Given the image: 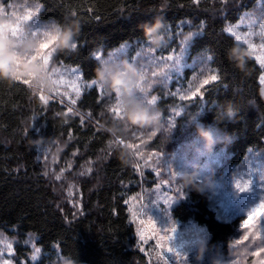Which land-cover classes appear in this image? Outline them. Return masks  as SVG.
<instances>
[{"label": "trees", "instance_id": "16d2710c", "mask_svg": "<svg viewBox=\"0 0 264 264\" xmlns=\"http://www.w3.org/2000/svg\"><path fill=\"white\" fill-rule=\"evenodd\" d=\"M29 1L40 5V21L61 25L78 21L77 47L70 53L56 51L55 59L77 68L85 82L95 81L98 51L107 54L121 45L145 41L142 25L159 18L164 21L163 32L190 21V31L197 34L189 44V58L208 55L218 79L203 88L201 98L186 104L183 119L213 125L230 137L225 144L229 166L240 164L250 150L264 153L262 70L247 47L225 32L227 24H235L258 0ZM237 46L245 52L243 70L227 55ZM16 79L0 82V233L16 240L17 263L28 261L32 250L25 242L31 236L41 251L38 264L57 257L69 264H145L135 248L126 203L128 196L138 193L140 176L127 148L117 141V137L128 141L132 129L112 134L110 129L118 121L108 114L94 87L83 92L76 104L80 116L66 113L57 102L43 104L36 91ZM157 96L156 107L167 117L177 99L166 97L162 90ZM228 101L238 110L236 119L216 121ZM39 141L57 144L59 161L51 174L61 176L59 181L37 161ZM143 175L145 187H152L153 175ZM172 215L203 226L209 234V250L218 248L225 254L238 236V223L217 220L206 194L188 189Z\"/></svg>", "mask_w": 264, "mask_h": 264}, {"label": "rangeland", "instance_id": "374dc122", "mask_svg": "<svg viewBox=\"0 0 264 264\" xmlns=\"http://www.w3.org/2000/svg\"><path fill=\"white\" fill-rule=\"evenodd\" d=\"M39 11L40 5L29 0H0V48L3 46L5 33L19 39L30 33V29L52 23L40 21ZM192 27L190 21H183L175 28H166L162 32L164 45L160 48L142 41L121 45L107 54L101 51L95 54L99 62L126 60L137 65L145 77V95L148 99L155 97V104L159 100V90L166 97L177 99L167 117L160 113L159 131L132 129L128 141L117 137L121 146L127 148L140 176L138 193L128 196L126 200L129 218L135 229V248L145 257V264H198L197 248L201 244L204 246V255L199 264H264V215H257L251 225L244 224L248 213L264 204V153L250 150L242 162L235 166L227 163L229 156L224 143L217 144L210 154H198L200 146L193 145L194 126L198 122L195 119L187 122L183 119L186 104L202 97L203 88L211 82L204 84V80L214 74L208 55L189 58V44L197 34L190 31ZM14 28L17 29L15 37L11 35ZM230 28L235 29V32L226 31ZM225 32L236 42L244 44L249 55L260 66L262 72L259 83L264 99V64L261 62L264 61V0H258L251 10L243 12L235 24H227ZM237 36L240 40L236 39ZM36 38L40 41L39 46L26 59L28 63L39 62L42 65L47 59L48 63L44 66L47 83L37 88L31 77L17 78L36 91L43 104L57 102L65 107L66 113L81 116L83 114L79 113L76 104L83 92L94 87L107 107L108 114L113 120L120 121L121 113L117 115L114 111L118 107L114 97L107 95L93 81L85 82L77 68L58 63L54 44L49 43L51 39H45L40 33ZM17 42L23 43L21 40ZM41 43H49V48L40 49ZM181 52V69L177 73L171 69V65L175 62V56ZM168 56H173V60L168 61ZM32 57L36 59L33 60ZM185 64L187 67H183ZM193 93L196 95H192ZM181 96L188 98L182 100ZM55 144L39 141L36 158L45 166L46 173L51 178L54 175L53 180L59 181L61 176L51 174L59 161L58 147ZM145 172L151 173L155 181L150 188H146L144 184ZM177 172L195 173L202 179L208 178L215 182L212 194H206L209 208L220 222L236 221L239 226L238 236L228 244L225 254L218 248H206L209 234L203 226L192 221L174 219L173 208L185 198L188 191L178 184ZM237 183L240 187L248 185L249 190L239 192ZM69 197H72L71 193ZM71 204L74 205L75 201L71 200ZM15 242V239L0 233V264H18L14 251ZM34 242L33 237H27L25 244L32 253L28 261H20L19 264L39 263L41 251ZM57 259L45 264H69L60 257Z\"/></svg>", "mask_w": 264, "mask_h": 264}, {"label": "clouds", "instance_id": "9594fccd", "mask_svg": "<svg viewBox=\"0 0 264 264\" xmlns=\"http://www.w3.org/2000/svg\"><path fill=\"white\" fill-rule=\"evenodd\" d=\"M164 21L156 18L151 25L141 26L143 39L155 48L164 45L162 30ZM79 33V23L70 20L66 24L52 22L46 24L42 33L45 39L54 40L56 51L72 52L76 44ZM18 40L23 41L18 44ZM39 39L31 33L22 35L19 39H14L5 33L3 46L0 48V82H16V77H31L35 87L41 88L47 83L45 68L39 62L28 63L27 57H30L39 46ZM230 62L234 63L237 69L243 70L247 63L245 52L240 47H234L228 51ZM24 57L25 59H21ZM142 72L137 65L126 60L119 62L98 63L94 70V80L104 92L115 98L120 108L121 118L114 124L110 131L118 135L125 129L151 130L159 131L161 127L160 112L155 103H149L145 95L146 89L141 79ZM238 115V110L231 103L225 102L219 110L215 120L221 122L225 119L234 121ZM230 137L226 133H221L213 125L205 126L195 124L193 145H199L198 154H210L213 148L219 144H227ZM176 180L178 184L185 189H190L200 195L212 194L215 188V182L208 178H200L195 173L177 172ZM204 255V246L201 244L197 248L196 260L199 261Z\"/></svg>", "mask_w": 264, "mask_h": 264}, {"label": "snow or ice", "instance_id": "6c2138e0", "mask_svg": "<svg viewBox=\"0 0 264 264\" xmlns=\"http://www.w3.org/2000/svg\"><path fill=\"white\" fill-rule=\"evenodd\" d=\"M46 28V25H41L39 28H35L34 30L30 29V33L33 35V36H36L38 33L42 34L44 32V29ZM226 31L228 32H235V29H226ZM12 36H16L17 35V29H13L12 30V33H11ZM237 40H240V37L237 36L236 37ZM49 43H54V40H51ZM49 43H41L40 44V49H48L49 48ZM74 48L77 47V44H74L73 45ZM182 55H183V52H181L180 55H176L175 56V62L171 65V69L174 70L175 72H180V69H181V59H182ZM33 60L36 59V57H32ZM259 59V58H258ZM167 60L168 61H172L173 60V56H168L167 57ZM31 62V61H29ZM104 62H108V61H104ZM262 64H264V61H261ZM48 63L47 59L44 60V66H46ZM183 67H187V65H183ZM155 75V73H154ZM142 81L145 79L144 75L142 74V77H141ZM218 79V75L216 74H213L211 75L208 79L204 80V84H207L209 83V81H216ZM264 79V78H262ZM96 82L93 81V84H95ZM199 91V90H197ZM192 95H196V93H193ZM185 98H188V97H185V96H181L180 99H185ZM156 102V98L153 97L152 99L149 100V103H155ZM118 104V103H117ZM114 111L116 112L117 115L120 114V108L119 106L114 109ZM152 135H155V133H152ZM173 179H174V176H173ZM237 189L239 190V192H246L249 190L248 188V185H245L244 187H240V184L237 183L236 185ZM257 215H264V204H261L259 206V208H253L252 211H250L248 213V218L244 221V224L245 225H251L252 221L256 219ZM33 259H35V256L33 257Z\"/></svg>", "mask_w": 264, "mask_h": 264}]
</instances>
